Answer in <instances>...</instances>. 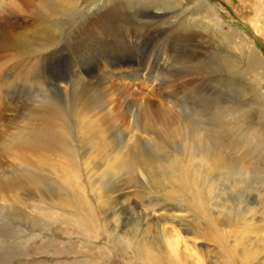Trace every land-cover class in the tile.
Listing matches in <instances>:
<instances>
[{
	"label": "bare ground",
	"instance_id": "obj_1",
	"mask_svg": "<svg viewBox=\"0 0 264 264\" xmlns=\"http://www.w3.org/2000/svg\"><path fill=\"white\" fill-rule=\"evenodd\" d=\"M75 2L76 0H0V203L2 210L6 211L3 214L0 213V218L4 216L10 219L14 215H21L20 220L23 223L29 222L30 225H36L34 219H40L42 229L53 226L51 223H60L65 227L64 234L68 238L71 235L79 238L77 243H70L69 248L61 243L64 250L72 251L68 253L69 257L65 255L68 258L67 264H186V256L178 254V244L182 241L180 234L176 230L170 234L172 227H169L168 223L157 224L161 232L159 238L153 236L146 238L141 236L145 232L141 231L142 229L130 228L125 234V240L119 243L114 230L109 226L111 222L101 216L105 211L113 210L120 203L121 196L126 194L124 190L129 184L126 180L129 179L125 178L126 175L121 176L124 175V170L128 169L126 166L129 160L125 159L128 153L139 150L142 142L152 143L150 145L153 146L152 149L154 146H163L168 143L179 146L182 144V148L176 146L178 149L174 151L171 164L166 171H162L167 187L163 190L155 189L148 195L153 200L163 202L164 212L170 214L175 210L180 212L178 209L180 206L170 204L177 201L185 206L186 212L194 215H190L193 220L196 217L201 221L204 225L203 233L200 229H194L198 228L195 223L189 225L188 229L196 238H202L211 243L212 252L216 257L215 263L209 264H255L254 256L261 252L260 248L249 252V247L244 246L241 249L228 241V230L237 227L244 216L240 211L237 213L235 202L227 205L225 200L213 201L216 196L220 197L222 189L210 181L206 182V185H200L201 181L208 176L213 178V172H218L219 167L223 169L227 167L230 160L239 159L245 163L242 155L235 151H231L229 155L214 151L215 156L209 158L201 153L202 162L197 163L195 156L198 154L194 150L190 137L187 139L188 142L186 141V130L180 123L182 115L180 108L183 104L180 107L176 101L170 102L171 99L169 102L159 101L161 96L159 98L158 95L156 96L159 99L155 98V95L152 97L161 104L150 103L149 96H143L139 106L133 104L145 95L144 82L154 83L158 79L161 80L166 73L162 71V68L166 67L163 59L169 56L167 52L159 49L157 60L160 66L157 67L151 62L154 56L151 50L144 55L143 59L145 66L148 65L151 68L150 74L134 68L132 59L137 29L144 22L135 21L136 25L133 26L131 22L122 23L123 20L117 16L124 13L139 18L145 5L158 8L160 6L158 0L114 1L112 8L89 18L79 31L75 32L71 40L66 42L65 39L66 43L61 48L56 47L57 42L32 50H23L16 44L15 39L26 36L32 24L52 21L57 17L66 19L72 16L78 9V2L76 4ZM129 6L136 8V11L129 10ZM16 14L21 16H15L12 20L7 19L8 15ZM149 24L152 23L149 22ZM145 32L148 37L151 35L150 26H147ZM179 36L185 44L181 42L182 44L180 43L175 50H172L175 53L172 54V61L174 65L181 62L185 68L183 74L177 73L176 79L183 78L185 75L189 78L177 83L178 79L175 81L176 84L165 85L171 90L169 96L173 97L184 92L190 94L193 91L201 100V103L197 105L207 112H212L214 105H218L215 97L219 98L216 96L218 91L215 86L210 85L215 82V79L204 80L205 85L203 89L201 88L202 90L198 89L196 79L189 80L191 74L201 75L203 71H199L198 66V72H196L194 65L189 62H195L194 58L197 56L186 53L187 44L192 42L189 35L179 32ZM61 53L68 54L69 58L85 57V66L81 63L79 66L76 63L72 65L68 59L64 58L60 62L58 54ZM160 54L163 63L160 62ZM88 60L93 64L90 68ZM188 66L189 71L186 70ZM61 82H66L68 89L58 85ZM12 85L20 86L15 94H11L15 88ZM149 92L154 94V91ZM128 97L130 104L127 101ZM205 149L209 148L205 147ZM157 157H160L157 152H154V156L144 155L149 162H155ZM45 164H47V172L43 176L39 171H42V166ZM215 173L214 176L217 174ZM222 173L224 174L223 171ZM229 174H232L233 180H242L240 179L242 175L238 174L239 177H237L235 172ZM192 182H195L196 189L190 188ZM240 188L236 187V199L246 191L243 192ZM26 200L29 202L27 203ZM29 204L30 210L27 209ZM2 210L0 209V212ZM169 213L167 219L171 218ZM173 217L179 216L173 215ZM226 227L228 229L225 233L223 228ZM95 228L99 230L98 236L105 239V246L93 247L97 241V236H93ZM7 229L1 230L0 235H6V233L8 235ZM57 230L54 231L56 235L60 233ZM94 234H96L95 231ZM44 241L50 242L48 239ZM107 246H110L114 254H110L112 250H109ZM194 249L197 256L205 257L199 249L195 247ZM7 250V245H0V252L3 255L8 252ZM198 252L201 254L199 255ZM58 254L61 255L62 252ZM257 264L261 263L258 261Z\"/></svg>",
	"mask_w": 264,
	"mask_h": 264
},
{
	"label": "rangeland",
	"instance_id": "obj_2",
	"mask_svg": "<svg viewBox=\"0 0 264 264\" xmlns=\"http://www.w3.org/2000/svg\"><path fill=\"white\" fill-rule=\"evenodd\" d=\"M114 1L117 2L119 0H76L75 4L78 2V9L72 16L66 19L57 17L52 21L48 20L40 24H32L29 33L26 36L16 38L15 42L23 50H32L41 46L46 47L53 42H57L56 47L61 48L67 42V40L72 39L75 32L79 31V29L89 18L94 17L101 11L110 9V7L112 8L113 4L115 3ZM189 1L158 0V2H160V6L158 8H153L151 5V7L145 5L142 9L143 11L141 10L139 18H136V16H132L131 14L129 16L124 13L120 16H117V18L120 17L119 19L123 20L121 21L122 23L127 24L131 22L133 26L136 25L135 21L144 22L139 26V30L137 29V40L132 59L134 68L139 69L137 68V63L140 61L143 66L140 71H143L145 73L148 72L150 74L151 68L148 65L147 67L145 66L143 59L144 55H146L147 52L151 50H153L151 51L152 56L154 55L151 58V62L153 64L155 63L154 65H156L157 67L160 66V63H158L157 59L158 52L161 49L162 51L164 50L165 52H167L170 58L163 59L161 54L159 55V58L161 57L164 60L163 63L160 58V62L166 65V67L162 68V71L166 73L161 78V80L158 79L154 83L144 82V90H146L144 93L145 95H142L141 98L139 97L140 101H133V104L139 106V102L141 103L144 98L143 96L151 97L150 103L156 104L158 101H156L155 99L157 97L156 95H158L159 98L161 96V100L157 97L159 101L169 102V99H171L170 102L176 101L180 107L181 104H183L184 106L182 105V107L180 108L182 111V119L180 118V123L183 124L181 125V127H184V129L186 130V133L184 131L186 141L190 137V141L195 148L194 150L196 151V154H198L195 156V158L197 159V163L202 162V154L209 158H213L216 154L215 152L229 155L231 151H235L236 153H240L242 155L241 157L244 159L245 163H242L239 159L230 160V164H227V167H225L224 169L222 167H219V169L217 170L218 172H216L217 174L213 172V174L215 173L217 176H214L213 174V178H210L211 176H208L205 180L201 181L200 185H206V182L210 181V183H214L216 186H218V188L222 189L220 197L219 195L216 196L213 201L225 200L228 203L227 205H230L231 203L233 204L235 202V209L237 208V213L240 211V213H242V215L244 216L240 221L241 223L239 222L240 224L237 227H232V230H228V241L236 246H239L238 248L241 249H243L244 246L246 248L249 247V252H251L252 250L257 251V249L260 248L261 252L258 255L254 256V261H256L254 263L257 264L259 261L261 264H264V250L262 251V249H264V0ZM130 6L128 7L129 10L132 9L133 11H136V8L133 9ZM203 8L205 10H203ZM81 13H83L84 15ZM18 15L21 16L20 14L8 15L7 19L12 20L15 16ZM148 20H150L149 22H151L152 24H149V22H147ZM147 26H150V29H152L151 35H149V37L145 32L147 30ZM179 32L188 34L191 41L193 42L188 43L186 46L188 49H186L187 54L197 55L196 58H194L195 62L189 61L190 64L194 65L196 72H198V66L200 68L199 71H203V74L201 75L195 74L193 76L191 74L189 80L196 79L199 85L197 86L198 89H203L205 85L204 80L211 78L215 79V82L211 83L210 85L212 87L215 86L218 91V94L216 96H218L219 98L215 97L218 105H214L212 112H207L199 105H197L201 103V100L197 98L198 95L193 91H191L190 94H188L189 92H184L173 97L169 96L171 90L166 88L167 85L176 84L175 81H177L178 79L179 81H177V83L184 80L186 81L189 78L184 74L185 76L183 78L180 77L176 79L178 76L177 73H182L185 67L181 64V62H178V66L174 65L172 61V54H175L172 52V50H175L176 46L178 47L181 42L184 43L183 39H181L179 36ZM170 42L174 43L171 44ZM154 48H156L157 50ZM52 52L53 51H51V53ZM135 53L137 54L136 56ZM208 53L210 54L209 56ZM58 56L61 59L60 62H62V58H64L68 59L72 63V65L76 63L77 66H79L81 63L83 66H85V57L69 58L68 54L66 53L58 54ZM52 58L54 59V56H52ZM255 59L259 61L257 62ZM92 66V62L88 60V67L90 68ZM188 69H190L189 66L186 70L189 71ZM250 72L252 74H250ZM64 76L65 75H63V77ZM171 78L173 80H171ZM58 85L68 89V84L66 82H61ZM12 87L15 88L12 90L13 93L11 94H15V92L17 93V90L20 88V86L17 87L15 85H12ZM149 91H154V94H151ZM154 95L155 98L152 97ZM221 97L223 100L221 99ZM152 98L155 100H153ZM127 101L130 104L129 97ZM136 105L135 107H137ZM185 112L187 113V115ZM70 119L71 121H73L71 116ZM70 123L73 124V122ZM174 144L175 143H168L163 146L158 145V147L154 146V149H152L153 146H150L152 145V143L148 144L142 142L141 148L139 150H133L132 152L128 153L125 159L129 160L126 167L130 171L128 169H125L124 175L121 176L124 177L126 175L125 178L129 179L126 180V182H129V184H127L128 182L126 183V190H124L126 194H124L123 196L124 199L121 196L122 199L120 198V203H118L113 208V210L110 209L105 211L103 214H101V216L111 222L109 223V226L114 230L119 243L125 240V234H127V230H129L130 228L134 230L142 229L141 231L145 232L144 235L141 236H145L146 238H150L152 236L154 238H159V236L161 237V232L157 227V224L159 222L168 223L167 225L169 227H172V230H170V234L174 233L173 230H176V232L180 234V238L182 241H180V243L178 244V254L179 256H186V264L215 263L216 255L212 252L211 243L204 241L202 238H196L193 235V232L188 229L189 225L195 223L198 228L194 229H200L201 233H203L204 225L201 223V221L196 217L193 220L190 215H194L191 214V212H186L185 206L177 201L171 202L170 204H176L180 206L178 208L180 212H177V210H175L172 214L168 212L171 218L167 219L166 217L168 213L162 210L163 202L159 200H153L151 196L148 195L150 193H153L155 189L163 190L165 187H167L166 182L164 183L162 171H166L167 167L171 164L174 151H176L178 148H182V144L180 146L178 144ZM146 145L149 147H147ZM176 146H178V148ZM205 147L209 149L206 150ZM154 152H157L160 156L157 157L158 159L155 162H149L144 158V155L146 157L148 155L154 156ZM186 153L188 155L187 147ZM46 168L47 164L42 166V171H39L41 175H46ZM220 169L223 170L220 171ZM222 171L224 172V174L222 173ZM230 172L233 174L235 172L237 177L242 175L240 179L244 181L247 180L248 182H245L247 184H245L242 180H233L231 176L232 174L228 175V173ZM242 172L243 174H245L244 176ZM130 175H132V177ZM240 182L242 184H240ZM153 183L155 186L152 185ZM235 184L236 186H234ZM145 185H147V187ZM236 187L237 189L241 187L240 189H242L243 192L246 190L244 193H242V196L237 199V193H235V191L237 190ZM147 188L150 190H148ZM190 188H197L195 182H192ZM91 197L94 200V196L92 195ZM26 201L27 203L29 202L28 200ZM244 207H246V209ZM30 208L31 206L29 204V207H27V209L30 210ZM0 209H3L1 203ZM245 210H247V212ZM4 212H6L5 209L0 213L3 214ZM130 213H132V215ZM162 215H164V217H162ZM173 215L179 217H173ZM20 217L21 215H14V217L10 219L4 218V216L0 218V233L3 230L7 229V227V230H9L8 235L7 233L6 235H0V245L5 244V246L7 245L8 248V252L5 255L0 252V264H67V256L69 257L68 253L72 251L70 249H68L69 251L64 250L62 244L64 247L69 248L70 243H77L79 241V238H74L76 237L75 235H71L70 238H68L64 234L65 227L58 222H56V224L51 223L53 225L51 226L52 228L48 226V229H42L40 219H34L36 225H30L29 222L23 223L20 220ZM245 220L248 221L245 222ZM98 225H100V223ZM3 227L5 229H3ZM16 227H18V230L16 229ZM56 229H58L59 231H57L60 232L58 235H56L54 232ZM227 229V227L223 228V232L226 233ZM94 231L96 234H94ZM94 231L93 236H97V241L94 243L95 245H93V247H97L99 245L105 246V239H102L98 236L99 230H96L95 228ZM31 236L33 238H31ZM6 237L8 238V240ZM45 239L50 240V242L47 243L46 241H44ZM4 240L5 242H1ZM45 243H47L46 246ZM194 247L196 249H199V251L203 253L205 257L197 256V252H194ZM73 248H75L74 245ZM107 248H109V250L111 249L110 246H107ZM60 252H62L61 255L58 254ZM201 253L198 252L199 255ZM110 254H114V251L112 250ZM194 260L196 261L193 262ZM24 261L28 263H25Z\"/></svg>",
	"mask_w": 264,
	"mask_h": 264
}]
</instances>
